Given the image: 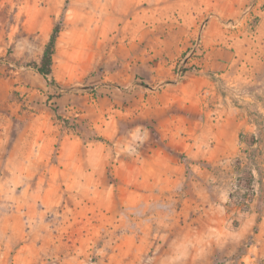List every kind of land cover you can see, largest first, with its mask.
I'll list each match as a JSON object with an SVG mask.
<instances>
[{"label":"rangeland","instance_id":"374dc122","mask_svg":"<svg viewBox=\"0 0 264 264\" xmlns=\"http://www.w3.org/2000/svg\"><path fill=\"white\" fill-rule=\"evenodd\" d=\"M179 1L0 0V264H264L254 253L256 227L242 230L232 217L194 210L183 187L139 189L128 173L127 188L118 189L123 155L148 158L158 146L151 107L161 56L154 43L185 26L159 7ZM226 1L203 0V10L192 8L199 19L190 17L189 27L205 30L224 11L236 16V25L253 28L264 14V0ZM59 23L52 74L44 82L32 66ZM201 50L195 37L180 60ZM173 70L182 79L199 69L179 61ZM137 87L145 104L138 116ZM43 108L59 124L50 153L34 144L25 162L13 163L17 139L46 133L37 121L28 129L30 113ZM43 153L51 162L31 161ZM72 157L78 175L92 171L93 185L97 178L94 189L112 186L108 194L72 196ZM240 175L254 180L258 195L251 170ZM232 190L231 207L247 211L250 204L239 205ZM236 238L240 245L226 255Z\"/></svg>","mask_w":264,"mask_h":264},{"label":"crops","instance_id":"0c3cea01","mask_svg":"<svg viewBox=\"0 0 264 264\" xmlns=\"http://www.w3.org/2000/svg\"><path fill=\"white\" fill-rule=\"evenodd\" d=\"M226 2L230 3L229 0ZM203 5V0H181L159 7L161 11L172 13L170 21L181 19L180 25L185 26L175 27L167 37L157 38L154 43V49L161 56L155 66L156 90L151 107L158 146L148 158H126L123 155L118 173L124 184L118 189L127 188L128 173L137 179L135 186L139 189L149 184L159 192L183 187L190 203L194 204V210L207 212V216H212L209 212H213L232 217L242 230L256 227L254 253L264 259V14L259 16L253 28H248L236 25V16L223 11L200 31L189 27L188 22L191 18L199 19L198 15L191 17L192 8L201 11ZM230 18L233 19L232 27L228 26ZM195 37H200L201 52L191 57L188 54L180 60ZM179 61L183 67L195 65L199 70L180 79L173 70ZM135 92L138 116L143 113L145 104L142 90L137 87ZM54 100L59 102V97ZM73 108L74 105L65 107L70 111ZM55 116V112L47 108L30 113L28 129L33 130L30 123L37 121L46 133L40 136L25 132L17 139L19 153L11 157L13 163L25 162L34 144L50 153L59 136ZM8 122L6 119V124ZM139 143L136 140V145ZM43 155L33 156L31 161L51 162L50 154ZM69 159L76 164L71 180L77 190L72 196L91 199L97 194H108L105 190H110L111 185L101 184L102 189L97 191L94 189L97 178L94 177L93 185L91 176H88L92 171L84 172V176L78 175L80 172L74 169L79 167L78 159ZM86 159L91 162L93 158ZM245 170H251L254 178L259 179L260 190L248 210L239 212L229 204V194L236 177ZM240 243L239 238L232 240L230 249L224 253H235Z\"/></svg>","mask_w":264,"mask_h":264},{"label":"trees","instance_id":"16d2710c","mask_svg":"<svg viewBox=\"0 0 264 264\" xmlns=\"http://www.w3.org/2000/svg\"><path fill=\"white\" fill-rule=\"evenodd\" d=\"M60 30V23L54 26L50 34L49 40L43 50L40 62L38 64H33L32 66L33 69L46 81L50 79V76L52 74V55L54 51L55 42L58 37V34L60 33ZM51 83H54V81L51 80Z\"/></svg>","mask_w":264,"mask_h":264},{"label":"built area","instance_id":"2783aa9c","mask_svg":"<svg viewBox=\"0 0 264 264\" xmlns=\"http://www.w3.org/2000/svg\"><path fill=\"white\" fill-rule=\"evenodd\" d=\"M258 185L254 182V180L248 182L247 179L243 178L241 175L236 177V180L233 184L232 192L237 193L238 195V203L242 207L250 204L253 197L257 195Z\"/></svg>","mask_w":264,"mask_h":264}]
</instances>
